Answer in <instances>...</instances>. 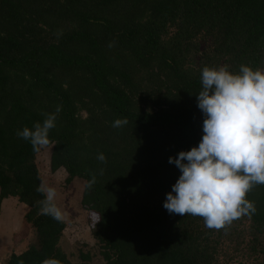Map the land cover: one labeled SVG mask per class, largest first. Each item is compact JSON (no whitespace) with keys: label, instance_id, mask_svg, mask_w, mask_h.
I'll use <instances>...</instances> for the list:
<instances>
[{"label":"trees","instance_id":"1","mask_svg":"<svg viewBox=\"0 0 264 264\" xmlns=\"http://www.w3.org/2000/svg\"><path fill=\"white\" fill-rule=\"evenodd\" d=\"M225 65L264 70V0H0V204L26 208L34 236L4 264H264V185L226 229L163 207L181 175L169 157L203 136L201 70ZM58 105L50 171L84 182L98 263L62 251L64 222L38 212L40 149L16 135Z\"/></svg>","mask_w":264,"mask_h":264},{"label":"clouds","instance_id":"2","mask_svg":"<svg viewBox=\"0 0 264 264\" xmlns=\"http://www.w3.org/2000/svg\"><path fill=\"white\" fill-rule=\"evenodd\" d=\"M200 82L196 99L204 117L203 136L197 147L169 157L181 175L166 194L163 207L170 214L202 217L206 228L221 230L256 213L255 203L246 196L257 185H264V70L241 65L233 74L226 65L205 66ZM61 110L58 105L55 113L44 114L42 123L17 130V137L30 142L34 150L48 147L52 144L49 132L56 127ZM127 123L126 117L117 118L112 127ZM97 160L107 162L102 152ZM90 175L88 189L96 182L95 173ZM36 191L43 196L37 201L39 214L61 222L64 215L56 204V188L41 181ZM41 264L61 262L46 258Z\"/></svg>","mask_w":264,"mask_h":264},{"label":"rangeland","instance_id":"3","mask_svg":"<svg viewBox=\"0 0 264 264\" xmlns=\"http://www.w3.org/2000/svg\"><path fill=\"white\" fill-rule=\"evenodd\" d=\"M84 116V113H81ZM51 147L40 148L35 163L41 181L57 190L56 204L61 209L65 224L59 246L68 260L78 262L81 256L98 263L104 250L91 236L96 223V216L90 215L81 207L84 182L79 179L66 184L67 174L62 170L50 171ZM26 208L17 205L14 200H6L0 204V264L13 252H21L28 244L33 243V232L22 219ZM102 260V259H101Z\"/></svg>","mask_w":264,"mask_h":264}]
</instances>
